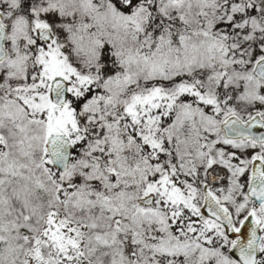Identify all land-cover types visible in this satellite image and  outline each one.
<instances>
[{
    "label": "snow or ice",
    "instance_id": "6c2138e0",
    "mask_svg": "<svg viewBox=\"0 0 264 264\" xmlns=\"http://www.w3.org/2000/svg\"><path fill=\"white\" fill-rule=\"evenodd\" d=\"M0 264H264V0H0Z\"/></svg>",
    "mask_w": 264,
    "mask_h": 264
}]
</instances>
